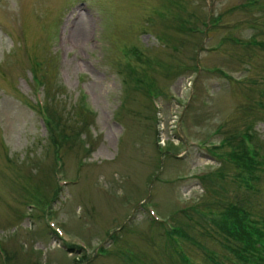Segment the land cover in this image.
Listing matches in <instances>:
<instances>
[{
  "label": "rangeland",
  "instance_id": "obj_1",
  "mask_svg": "<svg viewBox=\"0 0 264 264\" xmlns=\"http://www.w3.org/2000/svg\"><path fill=\"white\" fill-rule=\"evenodd\" d=\"M260 39L264 0H0V264H236L195 206L234 186L204 143L264 153Z\"/></svg>",
  "mask_w": 264,
  "mask_h": 264
},
{
  "label": "trees",
  "instance_id": "obj_2",
  "mask_svg": "<svg viewBox=\"0 0 264 264\" xmlns=\"http://www.w3.org/2000/svg\"><path fill=\"white\" fill-rule=\"evenodd\" d=\"M260 40L262 41H252V43L257 45L258 48L264 49V39ZM261 84L263 85V83ZM258 91L260 97L264 98V90H260L258 87ZM257 104L264 109L262 101H258ZM80 134L81 132H76V135ZM67 138H70V136L67 135ZM209 149L217 151V153L214 152V155L219 161V167H217L215 174L199 176L202 180V187L205 189V186L206 188L208 186L204 181L214 180L218 186L225 179L224 182L230 180V183L234 186L227 190L221 184L220 189L223 188L221 192L210 187L216 200L207 203L206 206L203 205L201 208L195 206V209L198 210L202 218L207 217L211 221V226L214 229L217 231L222 230V232L233 236L234 242L227 243L226 247L234 258V263L264 264V255L261 252L264 249V213L254 212L249 207L247 198V195L256 189L257 183L255 180L259 176L258 173L263 169L264 153L262 152V144L253 139V131H251L250 126H247L241 132L227 134L216 145L210 146ZM167 151L169 152V150ZM149 218L152 222L157 223L160 228L165 226L164 222H158L151 216ZM165 227V230H163V236H166L164 238L167 240L164 243L165 253H168V251L171 253L172 250L173 253L177 254L178 251L175 246L173 244L171 246L169 241L175 240L177 242L178 239L175 237H186L183 234L186 232L182 229L183 227H178V224ZM67 247L71 250L74 249V251L81 249L75 244ZM178 255L179 260L176 264H187L188 258L182 253H178ZM226 258L229 257L226 256ZM211 260L213 261V259Z\"/></svg>",
  "mask_w": 264,
  "mask_h": 264
}]
</instances>
